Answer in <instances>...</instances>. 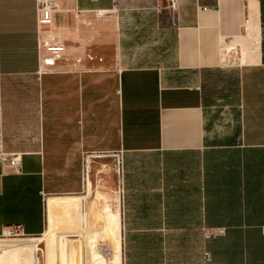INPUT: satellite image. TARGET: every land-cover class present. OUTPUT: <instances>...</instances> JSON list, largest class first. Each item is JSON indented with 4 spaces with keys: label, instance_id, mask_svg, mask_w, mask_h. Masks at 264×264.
I'll list each match as a JSON object with an SVG mask.
<instances>
[{
    "label": "crops",
    "instance_id": "1",
    "mask_svg": "<svg viewBox=\"0 0 264 264\" xmlns=\"http://www.w3.org/2000/svg\"><path fill=\"white\" fill-rule=\"evenodd\" d=\"M54 1L44 31L35 0H0V143L21 156L0 167V237L66 229L83 264H113L114 237L117 264H264V0Z\"/></svg>",
    "mask_w": 264,
    "mask_h": 264
},
{
    "label": "built area",
    "instance_id": "2",
    "mask_svg": "<svg viewBox=\"0 0 264 264\" xmlns=\"http://www.w3.org/2000/svg\"><path fill=\"white\" fill-rule=\"evenodd\" d=\"M191 1L194 5L197 4V0ZM169 2L170 6L174 7L175 0H169ZM35 4L34 20L36 29L44 31L49 30L52 26V14L57 9V4L54 0H35ZM95 15L99 17L101 13H96ZM38 48L45 52V56H40V63L42 66H52L53 62L59 59L61 54L64 52L61 42L54 35L47 32L44 34V37L40 39ZM20 158L21 156L18 153L5 152L0 143V167H10L14 169L15 172H18L21 168ZM116 175L118 177V187L120 188L122 177L119 168L116 170ZM222 234V227L214 229L206 228L202 230V237L204 239L215 238ZM10 235L24 237L19 233L17 228L11 229L6 236Z\"/></svg>",
    "mask_w": 264,
    "mask_h": 264
},
{
    "label": "rangeland",
    "instance_id": "3",
    "mask_svg": "<svg viewBox=\"0 0 264 264\" xmlns=\"http://www.w3.org/2000/svg\"><path fill=\"white\" fill-rule=\"evenodd\" d=\"M108 197V203L110 204V194L108 191L105 192ZM86 194V190L84 193H80L78 197H82ZM93 194L91 193V196L86 199V202H89L92 198ZM86 202L84 204H86ZM101 204V203H100ZM59 227L60 225L57 224ZM54 226L53 228H55ZM79 229V232H81L82 227H77ZM58 229L56 227L54 230ZM71 229V228H70ZM77 230V229H75ZM67 236V237H65ZM21 238V239H20ZM36 239H42V241L36 240ZM73 238L69 237V230L62 229L61 231L53 232L49 235H42V236H36V237H20V236H4L0 237V256L4 257L5 249L7 246H14V245H21L24 247V249L29 253L31 247H36L38 251H36L37 257H39L40 264H50V255L54 254V263L53 264H83V252L79 250L77 247V243H75V247L73 248ZM114 241V240H113ZM63 243H70V250H68V253L66 254V259L63 260L61 253H60V246ZM118 243L116 247H118ZM78 248V249H77ZM112 252H113V264H117V257L115 252V242L112 243ZM86 260V258H85ZM6 264H10L7 262ZM15 264H19L16 262ZM86 264V263H85Z\"/></svg>",
    "mask_w": 264,
    "mask_h": 264
},
{
    "label": "bare ground",
    "instance_id": "4",
    "mask_svg": "<svg viewBox=\"0 0 264 264\" xmlns=\"http://www.w3.org/2000/svg\"><path fill=\"white\" fill-rule=\"evenodd\" d=\"M246 24L247 25L245 27V38L248 40L247 46H249L250 51H256L258 48V45H257L258 40H256V38H253L251 35H249V29H250L251 24L249 23L248 20H247ZM90 193H92L94 195L96 200H100L102 202V204L104 205L105 211H106V213H105L106 216L108 215L107 213L110 210L111 211V214H110L111 218L113 215H114V217H116V215H117L116 210L114 211L111 209V206L108 203V197L106 194L100 193L98 191H92L91 188H90ZM74 204H76V203H74ZM50 205L51 206L49 208V217H50L49 219L52 222V226L57 227L58 226L57 224H59V222H60L59 220H61V218H64L65 216H68V208L70 211L72 205L70 204V202H67V200L51 202ZM81 205L79 204V206H81ZM75 208H76V206L73 205L74 210H76ZM79 210H80V207H79ZM6 235H7V233H6ZM111 239H113V238H111ZM113 240L114 241H112V243L115 242V237ZM36 251H38V249L36 247H31L30 252L28 253L24 249V247L21 245L7 246L5 251H4L5 252L4 257L0 256V264H6L7 262H9L10 264H15L16 262H18L19 264H39L40 260H39V257H37Z\"/></svg>",
    "mask_w": 264,
    "mask_h": 264
}]
</instances>
